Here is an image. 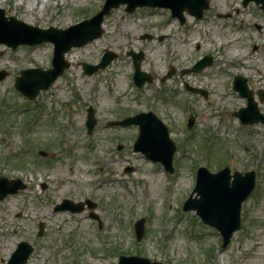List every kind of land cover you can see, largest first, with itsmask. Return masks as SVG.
I'll list each match as a JSON object with an SVG mask.
<instances>
[{
	"label": "rangeland",
	"instance_id": "rangeland-1",
	"mask_svg": "<svg viewBox=\"0 0 264 264\" xmlns=\"http://www.w3.org/2000/svg\"><path fill=\"white\" fill-rule=\"evenodd\" d=\"M17 1L0 0L6 17L61 29L89 18L103 3L48 0L42 7L41 0ZM124 8L104 16L98 38L64 55L69 67L32 101L14 89V78L22 69L49 68L52 44L15 50L0 45V71L7 72L0 81V177L25 184L0 201V264L21 241L33 249L25 264H111L119 255L162 264H264V122L239 123L233 112L245 99L232 89L233 76L244 77L264 115V97L258 96L264 94V12L252 2L210 0L200 19L184 12L180 24L166 8L131 14ZM144 34L149 38L141 39ZM104 49L116 58L84 74L82 63H98ZM130 51L143 53L140 70L151 77L139 89L132 85ZM205 54L212 57L208 67L181 73ZM169 68L173 72L167 76ZM88 106L96 120L90 135L84 125ZM148 110L166 124L175 144L172 174L132 151L136 126H108ZM189 116L194 121L187 129ZM40 149L47 152L46 162L37 155ZM198 166L255 173L240 228L224 248L215 229L193 211L181 210ZM62 199H87L96 206L75 214L55 212ZM141 217L145 227L138 242L132 224Z\"/></svg>",
	"mask_w": 264,
	"mask_h": 264
},
{
	"label": "water",
	"instance_id": "water-1",
	"mask_svg": "<svg viewBox=\"0 0 264 264\" xmlns=\"http://www.w3.org/2000/svg\"><path fill=\"white\" fill-rule=\"evenodd\" d=\"M251 0H243V5H246ZM256 4H261L260 7L264 10V0H252ZM121 3H127L126 10L133 11L136 6H165L169 7L173 16H178L182 20L181 12L184 9L195 15L197 18L202 16L204 9L208 7V0H106L105 5L99 13L90 19L78 25H74L66 30H58L50 28L47 30L38 29L36 27H29L23 23L10 19L7 26H12L17 30H29L34 32L32 36H25L23 39L12 45L14 48L19 43H39L41 41H51L54 44V55L52 59V68L46 71L27 70L23 71L21 77L16 79V87L33 98L40 89H47L49 85L56 79L58 75L63 72V69L68 67V63L64 60L63 54L72 46H81L87 41H90L101 34L100 23L103 15L108 13L112 7H117ZM0 10V26L2 25ZM2 30H0L1 32ZM115 55L107 51L102 61L95 66L83 64V69L90 74L98 67L107 65ZM133 63L135 66L134 81L140 86L144 81H150L148 75L144 74L139 69V60L142 58V53H131ZM211 63V57L207 56L195 63L189 71H200L203 67ZM169 72L168 74H170ZM5 76L4 72H0V80ZM234 88L240 92V95L247 97V107L241 109L235 115L240 117L243 122L263 121L261 115L258 114L256 105L252 100L251 92H249L245 85V80L241 77H234ZM197 92L198 90L192 89ZM205 94V93H204ZM88 115L86 125L88 132L94 126L92 108H88ZM251 117H248V116ZM192 119L190 120V124ZM119 125L137 124L139 126V135L134 143L133 149L141 151L145 156L161 161L166 170L171 171V161L174 152V144L168 137L166 127L151 113H140L138 115L128 117ZM229 169L224 168L217 173H210L206 168L200 167L197 171V182L193 192H197L200 199H193L189 197L183 205V210L196 209L197 214L204 222L212 224L221 231L224 236L225 243L228 241L231 233L239 227V209L241 202L250 193L254 184V173L252 171L241 175L235 173L233 182L229 186ZM22 187L17 181H7L0 178V200L8 193H14L18 188ZM92 206V205H90ZM57 209H69L71 211H80L81 203L76 205L64 201ZM41 230V228H40ZM41 232V231H40ZM39 232V234H40ZM143 233V219L136 223L137 240H139ZM32 248L26 242L18 244L7 264H23ZM117 264H160L158 262H149L145 258L135 256H121Z\"/></svg>",
	"mask_w": 264,
	"mask_h": 264
},
{
	"label": "bare ground",
	"instance_id": "bare-ground-1",
	"mask_svg": "<svg viewBox=\"0 0 264 264\" xmlns=\"http://www.w3.org/2000/svg\"><path fill=\"white\" fill-rule=\"evenodd\" d=\"M21 1H22V0H18L16 4H21ZM47 1H48V0H41V4H42L41 6L43 7V6L46 4ZM31 6H32V5H31ZM31 6H27V11H26V14H27V15L30 14L29 11H30L31 8H32ZM39 11L41 12V11H42V8H40ZM234 55H237V54L234 53ZM256 72H257V73H260V71H256ZM155 74L157 75V73H155Z\"/></svg>",
	"mask_w": 264,
	"mask_h": 264
}]
</instances>
